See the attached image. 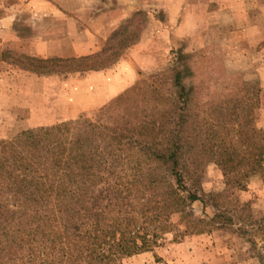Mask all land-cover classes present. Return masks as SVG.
Wrapping results in <instances>:
<instances>
[{"label": "rangeland", "instance_id": "1", "mask_svg": "<svg viewBox=\"0 0 264 264\" xmlns=\"http://www.w3.org/2000/svg\"><path fill=\"white\" fill-rule=\"evenodd\" d=\"M14 2L0 0V17L13 12ZM42 2L51 9L16 11L21 20L36 17L40 26L19 22V33L32 37L36 29L39 38L52 25L58 37L64 31L74 43L88 44L96 34L100 49L113 36L115 49L107 56L119 50L112 64L118 67L117 91L105 104L63 122L30 127L21 112L16 124L12 76L6 73L11 70L0 65V139L15 141L41 174L40 187L0 193L2 257L11 264H264L263 177L254 171L226 175L208 159L212 147L249 150L245 168L251 169L253 148L264 141V0H38L37 5ZM70 22L84 33L74 35ZM125 38L128 44L119 48ZM10 46L0 53L16 64ZM177 71L185 93L175 82ZM246 122L263 133L249 129L239 141L237 131ZM156 138L161 145L176 139L186 192L199 198L160 223L169 225L150 248L133 251L131 236L139 244L142 239L130 234L135 224L128 219L90 236L67 237L61 216L72 213L62 210L69 200H93L114 187L173 182L166 165L155 173L135 169L133 142ZM77 208L84 210V203Z\"/></svg>", "mask_w": 264, "mask_h": 264}, {"label": "trees", "instance_id": "2", "mask_svg": "<svg viewBox=\"0 0 264 264\" xmlns=\"http://www.w3.org/2000/svg\"><path fill=\"white\" fill-rule=\"evenodd\" d=\"M112 39L110 37V41L100 50L82 57L69 59H39L27 57L28 62L23 63L20 60V64H23L25 68L41 74H49L50 72L53 73L58 70L80 71L104 69L116 62L120 56L118 54L119 50H115L107 56L110 50L115 49V46L111 42ZM125 44H128L126 38L119 42L118 47L120 48ZM24 56L22 55V57ZM48 62L50 65L47 64ZM182 75L181 71H177L175 82L180 90L185 93L186 89L182 82ZM248 124L249 122H246L237 131L239 141L241 139L244 140L245 137L250 135L249 129L254 131V133H263L264 129L250 128ZM258 143L259 145L257 147L256 145L254 146L251 155L253 157L251 161L253 166L251 169L245 168L249 163V161L247 162V159L250 157L247 154L249 150L243 151L235 149L229 152V150L223 148L214 151L212 147L208 150L210 152H207L209 155L208 159L216 161L226 175L237 172L244 176L254 171L258 172L264 179V141ZM17 147L18 144L12 139H0V193L2 191L15 193L16 190L31 191L33 188L40 187L37 183L41 179L39 170ZM133 152L132 161L136 164L135 169L155 173L160 172V169L166 165L167 174L173 175L174 177L173 182H163L161 185L143 184L138 186V188L137 186L125 188L114 187L110 190L97 192L93 195V200L86 197L69 200L62 205L64 206L62 210L65 208L67 212L72 211V213L66 219L64 216H61L63 233L67 237L86 234L90 236L95 231L103 229L110 224L113 225L119 220L128 219L135 224L129 230L130 234L133 231L142 239V244H139L136 239L137 236L133 234L135 239L133 235L131 236L133 241H131L130 247H133V251L150 248L152 245L157 244L158 238L162 236L169 225H166L164 228L160 223L165 222L170 217V214L185 210L188 201H194L199 198L193 192H186L188 189L182 181L183 172L181 171L182 165H180V148L175 138L172 139L170 144L163 145L158 142L157 138L153 142L135 140L133 142ZM195 156H197L195 162L200 161V153ZM242 165L244 166L241 168ZM126 192L129 194L128 197L125 196ZM105 199H107V202H102ZM83 203L84 210L81 211L77 206ZM138 222L141 224H137ZM204 231L201 230L200 232ZM3 248L4 246H0V264H11L9 262L10 258L2 257Z\"/></svg>", "mask_w": 264, "mask_h": 264}, {"label": "crops", "instance_id": "3", "mask_svg": "<svg viewBox=\"0 0 264 264\" xmlns=\"http://www.w3.org/2000/svg\"><path fill=\"white\" fill-rule=\"evenodd\" d=\"M37 1L16 0L12 6L13 10L11 11L13 12L0 17V23L4 26L3 34L0 35V50L6 49V47L9 49L11 44L10 47L16 53V64L14 61L4 59L0 53L1 67L11 70L6 73L12 76L11 87L14 92L16 124L19 123V115L27 114L26 122H29L30 127H42L63 122L105 104L117 91L116 75L118 74V67L112 65L98 70H58L49 74H41L20 64L19 55H25L26 58L69 59L89 55L100 49V41L97 40L98 46L96 45L97 41H94L96 34L92 36V42H88V44L74 43L73 36L64 33V31L61 32L63 35L58 37L51 30L52 25H47L44 30L39 31V38H37L36 29L32 37L20 34L19 29L22 24L19 22H25L23 25L32 28L40 26L36 17H31L28 14V19L21 20L16 11H20L21 8L32 10V12L37 10L46 12L47 9H51L50 2H42L41 7V5H37ZM70 23L75 26L74 35L79 34V31L84 33V29L79 26L78 22ZM7 31L11 32L10 37L6 35ZM123 70L125 73L127 72L126 67ZM7 90L10 91V88ZM1 107L4 108L3 105Z\"/></svg>", "mask_w": 264, "mask_h": 264}]
</instances>
